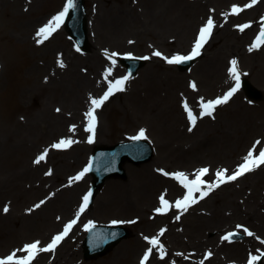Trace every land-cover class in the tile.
Returning <instances> with one entry per match:
<instances>
[{
  "label": "rangeland",
  "instance_id": "1",
  "mask_svg": "<svg viewBox=\"0 0 264 264\" xmlns=\"http://www.w3.org/2000/svg\"><path fill=\"white\" fill-rule=\"evenodd\" d=\"M65 4L66 0H0V134L7 130L12 131L14 119L24 126V120L29 118V125L34 124V134L28 137L25 135L26 140H29L26 146L29 147L32 141H37L40 146L33 155H28L18 168L22 165L25 167L32 165V158L40 153V150L41 154L45 151L47 153L45 164L41 168L42 177L36 180L27 179L29 182H34L32 193L15 205L7 199L8 197L0 199V218L3 217L2 206H8V212L10 210L12 212L10 223H15L16 219H18L16 223H19L15 224L18 226L13 228L14 233L7 231L8 234L5 233L6 235L3 236L0 231V259L14 252L17 259L22 258L24 253L22 249L26 244L39 241V246H43L50 241L51 232L55 235L59 234L58 228L42 232L33 226L35 232H30L27 219H21L34 217L32 214L35 213V205L40 201H44L40 205L41 211L48 206V201L46 204L45 201L50 197L54 198L55 205L51 212L57 215L58 219L61 212L58 206L59 200L68 196L69 189L80 184L76 199L78 209L80 208L83 203V199L80 198L89 188L91 178L85 175L86 172L81 177L83 180L81 183H77V180L72 178L84 171L88 154L92 149L90 145L95 141L111 146L118 141L136 136L140 129H144L145 135L155 145V149L157 148L155 157L138 166L126 163L128 169L137 171L143 166L154 164L164 173L183 172L191 180L195 178V173L199 169L208 168L209 172L203 177L207 183L216 180L215 173L220 169L227 170L226 175L235 171L244 162L249 150L258 155L259 150L264 148V43H260L251 51L247 49L257 40L261 27L264 26L262 19L264 0H257L251 7H245L251 4V0H85L87 16L92 17V20L88 19L89 43L85 52H79L75 48L65 31L61 29V25L48 39L43 40L42 43L37 42L41 39L36 35L38 29L61 12ZM234 6L241 10L233 14ZM118 8L129 12L132 21L125 28L115 32L106 26L105 18L112 16ZM115 9L117 10L114 11ZM209 17L213 21L216 20L218 28L216 31L213 30L210 41L202 50L203 57L194 62L191 70H194L195 66L202 65L205 58L210 59L221 53L222 65L226 64L228 69L231 61L235 60L239 71L246 74L247 80L259 90L261 98L248 99L243 91L238 90L239 92H236L228 103L217 106L207 120L196 119L193 126L183 104L186 102L193 115L199 116L198 112L200 114L202 110L201 103L215 99L216 95L223 96L235 86V82L231 81L229 86L225 84L216 88H203L199 84V76L194 71L191 73V70L179 72L177 69H165L163 63L167 64L165 57L170 58L173 55H184L189 52L194 46L198 30L206 24ZM29 25L31 26L27 30ZM243 25L249 27L241 31L240 26ZM185 38L188 40L185 41ZM94 47L98 54L100 50L110 56L108 60L101 58V64L96 70L84 62ZM227 47L229 49H226ZM155 51H159L162 56H153L152 53ZM113 52L117 55L130 53L136 57L149 56L152 61L149 62L148 59L134 77H129L125 82L124 91L115 93L95 110L96 128L93 135L85 130L88 123L86 113L91 103L84 101V104L76 109L78 119H75L69 110L72 104H69L68 100L71 96L81 95L82 90H75L73 95L70 94L66 98H63L65 95L61 97V94L71 90L75 75L82 74L94 80L92 78L100 77L103 66L111 70L117 68L108 74L107 78L104 77L102 87L105 91L110 82L127 76L124 68L116 61L117 55H111ZM59 62L64 66L61 67ZM34 66L40 71H30ZM188 72L191 73L188 75V83L183 80L181 85L174 86L173 82L169 81L173 73ZM190 83L196 84L197 93L193 95V99L196 98L197 104L189 102L192 96L190 90L193 89ZM149 94L152 97L147 101ZM151 106L155 109V113L165 114L166 111L173 109L178 111L182 126L179 128L182 130L177 129L179 135H176V138H167L166 134L154 129L155 122L157 125L158 122L154 112L149 110ZM57 108L70 117H66L62 128H49L47 130L52 132V135H45L46 129L41 125L36 126L35 118H39L42 114L45 119L46 114L58 116ZM183 117L188 119L189 128H192L191 133L184 129L186 124ZM163 121L165 118H162L160 123ZM184 133L185 136H181ZM35 136L41 137L35 140ZM89 136L93 137L91 143L88 142ZM62 139H70L73 143L67 147H52ZM18 140L21 141L20 137L16 136L14 142ZM79 145H83L81 155L76 153L77 149H75ZM158 145H164L163 149H159ZM181 146L182 148L190 146L193 149L190 148L189 154L174 158L167 153L168 150L185 152ZM13 170L15 169L12 168ZM4 171L7 172L8 169L0 166V173ZM128 175L126 170L124 178L106 180L97 192L92 207L85 208L88 218H85L71 237L58 245L54 251L47 252L48 255L41 260L38 258L34 264H103L105 262L138 264V257L140 256L141 260L146 245H141L130 261L125 255L119 260L112 259L117 250L137 236H140L144 243L145 237L149 239L157 237L162 244L158 257L150 259L148 264H173L169 258L171 253L180 255L178 261L185 264H191V260L207 262V264H245L250 254L263 248L261 241H264V234H261L255 225L264 219V165L236 182L212 190L203 201H200L198 192L194 193L193 197L197 200L195 203L197 205L191 204L187 211L174 207L175 201L183 199L186 193V189L180 183L181 191L176 194L169 193L166 183H157L152 189L154 206L160 207L161 196L169 202L168 211L158 214L157 217L142 211L139 206L135 207L138 202L134 207L119 211L115 204L107 200L106 206L98 209L96 206L98 201L113 190H105L108 183L126 182ZM29 182H24L27 190H29ZM75 207L76 205L72 207L70 213L74 212ZM69 214L66 216L61 213L62 220L69 218L71 215ZM177 216L180 217L179 220L176 219ZM193 216L208 217L209 222L194 227ZM34 219L31 218L30 221ZM54 221L57 222L56 219H53ZM91 221L102 223L121 221L128 226L130 235L107 254L86 261L82 258L79 245L82 241L83 229ZM11 224L10 228L15 226ZM233 225L236 228L237 225L247 227L253 235L238 233L239 239L223 240L222 237L227 232L236 231ZM172 228L179 236L175 244L169 243V238L173 237L169 236ZM161 229L164 230L162 235ZM246 237H256L257 245L245 248L238 254V247H244ZM192 239L194 241L200 239L202 242L195 246L191 244ZM68 249L76 252L73 258L64 254ZM206 257H209L208 260Z\"/></svg>",
  "mask_w": 264,
  "mask_h": 264
},
{
  "label": "bare ground",
  "instance_id": "2",
  "mask_svg": "<svg viewBox=\"0 0 264 264\" xmlns=\"http://www.w3.org/2000/svg\"><path fill=\"white\" fill-rule=\"evenodd\" d=\"M111 8V7H110ZM117 9H115L114 11H116ZM132 21V16L129 12H124V10L118 8V10L109 17L105 18V24L108 28H110L113 31H117L119 29L125 28L126 25ZM31 25L28 26L27 30L30 28ZM214 27L215 29H217L218 24L216 23V20H214ZM185 35V34H184ZM186 36V35H185ZM159 37V36H158ZM188 37V36H187ZM188 40V38H185ZM226 49H229V47H227ZM227 51V50H226ZM202 55V54H201ZM222 54L221 53H217L216 55H214L212 58L207 59L205 58L202 65H198L194 67V70H192V72L194 71L195 74H197L199 76V84L201 87L203 88H216V87H221L224 86L225 84L230 83V74L229 72H227L226 70V64L225 66H223L221 59H222ZM203 57V55L201 56ZM84 60V59H81ZM84 62L91 67H93V70L97 69V66H99L101 64V57L100 55L96 52V48L94 47V49L91 51L90 56H87V59L84 60ZM226 63V62H225ZM165 69H169V68H165ZM30 71H40L39 68L37 67H32ZM1 73V71H0ZM31 76V75H30ZM188 77V75L186 74H178V73H173L170 75L171 80L174 86L176 85H181L182 82H184L183 80H186ZM30 78V77H29ZM75 82L73 83L72 87L70 88L71 90H68L66 92V94H61L65 95L63 98L69 97V95H73L74 91H81L82 90V94L78 95L77 97L75 96H71L70 99L68 100L69 104H72V107L69 108V110L72 112V115L75 119H78V115H77V111L76 109L81 106L82 104H84V101H86L87 103L90 102V100L92 98H97L99 97V95L101 94L102 91V83L100 81H97L98 78L100 77H94L92 79L94 80H90L89 78H87V76H83L81 75H75ZM173 86V87H174ZM87 92V93H85ZM192 95H195V93L190 92ZM149 97H152L151 94L148 95V98L146 99L147 101H149ZM192 100V99H190ZM193 102L195 100H192ZM140 106V103H139ZM55 108V107H53ZM149 110L151 112H154V116L155 119L158 122V125L154 124V129H158V131L161 134H166L170 139H174L176 138V135H179L177 132V129L182 130L181 126V117L180 114H178L176 111L173 110H169L166 111L165 114L162 112H156L155 113V109L151 106L149 108ZM70 117L68 114H63V113H59L58 116H54V115H48L46 114V119L44 118V114L40 115L39 118H35V125H41L44 129H46V134L52 135V132L48 131L47 129L49 128H62L61 126H63V123L65 122L66 117ZM43 117V118H42ZM162 118H165V121H163L162 123H160V120ZM206 119H204L203 121H205ZM32 121V120H31ZM30 124V119L26 118L24 120V126L19 123L16 119H14V125H12V131L10 132L9 130L5 131L4 133L0 134V166L7 168L8 171H4V173H0V199L4 198V197H8L7 199L11 200V203H13V205L15 204H19L21 201H23L25 199V197L29 194L32 193L33 191V187H34V182H29L27 179L29 178H35L39 179L38 177H42L41 174V168H42V163H38L35 166L30 165V166H20L18 168V166L20 165L21 162L25 161L27 156L32 154L33 152L36 151L39 148V143H36L37 141H32L33 143H30L29 147L26 146L27 138H25V135L31 136L34 134V124H32L31 126ZM29 127L28 131L25 132V130L27 129V127ZM255 127V126H254ZM254 127H251V129H255ZM184 129H186V127H184ZM257 129V128H256ZM62 130V129H61ZM56 131V130H55ZM25 132V133H24ZM23 134V137H22ZM18 136L20 137L21 141L18 140L17 142H14V138ZM181 136H185V133L182 134ZM41 136H35V140H37L38 138H40ZM105 137V134H104ZM104 141V140H103ZM98 145H102L100 143H98V141L94 142ZM151 143V141H150ZM207 143V142H206ZM200 144V142L198 143ZM153 149H154V156L155 157V145L153 143H151ZM205 145V143L203 144V146ZM83 145H79L76 150V153L78 152L79 155L82 154V147ZM162 146L164 145H158V147H160L159 149H163ZM202 146V148H203ZM234 146V145H233ZM200 147V146H198ZM182 148V146H181ZM190 146L187 148H182L183 150L185 149V152L179 151V152H173V150H168L167 153H169L170 157L174 156H183L184 154H189L190 152ZM193 149V148H191ZM178 150V149H175ZM75 151V150H74ZM193 152V150H191ZM182 153V154H179ZM176 159H178V157H176ZM156 165V164H155ZM17 166V168H15ZM12 168H14L15 170L12 171ZM124 170H128V177H127V181L126 182H109L107 187L105 188V190L109 191V189H113L111 192H109L105 197H102L98 203L96 204L98 209H101L103 207L106 206L107 204V200L111 201L113 204H115L117 206V208L119 209V211L124 210L125 208H130V207H134V204L137 203L135 205V207H138L144 211V212H148V214L153 215L154 217H157L158 214L161 213H157L155 211L156 205L154 206V201L152 200V189H154V187L156 186L157 183H166L167 186V190L169 191V193H178L179 191H181V186L179 184H176L174 182H171V180L165 179L163 177V175L160 172L161 168H157L154 166V164H149L146 166L141 167L139 170H131L128 169V167L123 166ZM23 179V180H22ZM20 182H19V181ZM134 180V181H133ZM25 181L29 182V187L27 190L26 186H25ZM81 183V181H80ZM136 185V187L134 185ZM80 184H77L75 186V188L69 189L68 190V196L65 197L64 199H62L61 201L59 200V209H60V216L59 219L63 218V214H65L66 216H68V214L70 213V211L72 210V207L76 205L77 201V190L79 188ZM35 191V190H34ZM10 196V197H9ZM103 199V200H102ZM76 202V203H75ZM156 204V202H155ZM47 208H45L44 210H38L35 213H33L32 215L34 217H22V220L27 219V227L29 228L30 232H35V229L37 230H42V232H47L50 230H54L57 226L58 223L57 222H53V219H57V215L52 214V210L54 209V205H55V199L53 198L48 204H47ZM50 206V208H48ZM11 210L8 212H5L3 214V217L0 218V231H1V235L5 236L8 233H14L15 230L13 228L17 227L18 225L15 224H19L16 223L18 222V219L15 220V223L13 222V224L15 226L10 228V217H11ZM62 213V215H61ZM72 214V213H70ZM69 214V215H70ZM75 216H73L76 219V224L74 225V227H78L79 223L87 216V214H85V212L80 213L79 217L76 216V214H74ZM16 216V215H15ZM17 217V216H16ZM31 218H35L33 221H30ZM4 219V220H3ZM7 220V221H6ZM192 223L194 227H197L198 225H203L209 222V218L205 217V216H193L192 219ZM64 221V220H63ZM11 224V225H13ZM253 224V223H252ZM255 225V224H253ZM22 227H24V225H20ZM32 226L35 228H32ZM257 230H259V232H261V234H264V219H262L257 225H255ZM73 228V226H72ZM71 228V229H72ZM7 231H9L8 233H6ZM237 232H243V227L242 228H238ZM6 233V234H5ZM258 235V234H257ZM169 236H173L171 238H169V243L170 244H175L178 241L179 236H177L176 232H174L173 228L171 230V233L169 234ZM201 240L198 239L196 241H194L192 239L191 244L192 245H199L201 244ZM244 247H238V254L242 253L243 250L245 248H252L253 246L257 245L256 243V238H250L248 240H246L244 243ZM141 245H147L146 243H144L141 239L140 236L133 238L129 243H125L124 246L117 250L113 256L112 259L113 260H119L122 255L126 256L129 261L132 259V257L134 256L136 250H138V248ZM149 245V244H148ZM150 246V245H149ZM169 246V245H167ZM152 248V252L150 253L154 258L157 256V253L159 252L158 246L155 247H151ZM128 252V253H126ZM169 253V250H168ZM65 255H67L70 258H73L76 254V252H72L69 251V249L64 253ZM171 256H169V258L172 259V261H174V264H185L184 262H179L178 258H180L179 255L177 254H170ZM129 256V257H128ZM263 261L264 264V258L261 260V262ZM260 262V263H261ZM207 264V262H200V261H196V260H192L191 264ZM103 264H108V263H103Z\"/></svg>",
  "mask_w": 264,
  "mask_h": 264
},
{
  "label": "snow or ice",
  "instance_id": "3",
  "mask_svg": "<svg viewBox=\"0 0 264 264\" xmlns=\"http://www.w3.org/2000/svg\"><path fill=\"white\" fill-rule=\"evenodd\" d=\"M257 0H251V4L245 5V7H251L253 4H255ZM73 0H67V3L65 4L63 10L59 12L56 16H54L46 25L38 29L37 36L41 37L40 40H38V43H42L43 40H46L49 38V36L52 35L53 32L56 31L57 28L60 27V25L63 23L65 16L68 14L69 9L73 8ZM241 9L237 7H233L232 12L233 14L238 13ZM264 19V18H262ZM214 27V21L211 17L208 18L206 24L200 28L198 38L195 41V44L191 50V52L188 55H173L170 58L165 57L166 62L170 65H178L185 61L193 60L195 57L199 56L201 54L200 50L204 46V44L207 42L208 38L212 34V29ZM249 27V25H243L240 26V30L243 31L244 28ZM131 43V41H130ZM260 43H264V26L261 27V31L257 36V40L254 41L253 45L250 47V51L253 48H256L259 46ZM79 50V49H77ZM112 56H116L117 53L113 52L111 53ZM153 56L161 57L162 54L159 51H155L152 53ZM141 59L147 60L149 57H141ZM60 66L63 67V63L59 62ZM115 61L113 60V64ZM231 68L229 69L230 75L232 79L235 81V86L232 87L228 92L224 93L223 96L217 97L215 99L208 100L207 102L201 103V116H211L213 114V111L217 108L219 105H223L228 103L230 98L238 91L240 88V76L241 74L238 72L237 69V62L235 60L231 61ZM109 74L111 72V69L108 70ZM246 75V74H245ZM129 79V76H124L120 79H117L115 82H110L108 85L107 90L103 93V95L99 98H92L90 100L91 107L86 113L87 118V127L86 131L89 133H92L94 135L95 128H96V116H95V110L100 108L105 101L109 99L110 96L113 95L114 92H120L124 91V85L125 82ZM190 87L195 89L196 84L190 83ZM203 99V98H201ZM183 107L187 113L188 119L190 123L194 126L196 123V118L192 113V110L189 108L188 104L185 102L183 104ZM57 111H60L57 109ZM192 128H189V131H191ZM93 137L89 136L88 142H92ZM131 139L133 140H141V139H147L145 135V130L140 129L138 134ZM73 143L70 139H62L58 143L53 144V148H61V147H67L70 146ZM259 143V142H257ZM46 151L44 154H41L37 157L35 163H39L40 161L45 159ZM264 165V148L259 150V154L255 155L253 154L252 150H249L247 155L244 158V162L238 166V168L230 175H226L227 170L220 169L218 170L216 175V180L207 183L203 177L209 172L208 168H201L197 173H195L194 179H189L188 176L183 172H175L172 174H169L167 172L163 173L164 175H171L174 179L179 181V183L186 189V193L183 197V199H178L175 201L174 207L177 209H182L183 211H187L188 207L191 204H195L197 202L196 199H194L193 194L199 193L200 199H203L206 197L212 190L219 187L220 185L235 181L238 177L244 175L245 173L251 172L258 168L259 166ZM89 171V168H85L83 172L79 173L76 177H73L72 180H79L84 175L85 172ZM163 171V170H161ZM71 183V180H70ZM203 186V188H202ZM91 196V192L86 194L83 197V203L81 204L79 211L76 213V216L79 217L80 213H82L85 208L88 206L89 198ZM44 201H40L39 204L35 205L36 208L40 207L41 204H43ZM169 208V202L164 198V196L160 197V207H158L155 211L157 213H163L166 212ZM4 212L8 211V208L4 207ZM59 219V218H58ZM177 220L180 219L179 216L176 217ZM76 219H73L69 221L67 224H65L64 229L59 234L52 237L50 243L47 244V246H39L40 242H32L28 243L24 246L22 251L26 253V255L23 258H16V253H12L8 255L4 259H0V264H31V262L35 259L37 253L39 252H51L54 251L57 245L68 235L69 231L71 230L72 226L76 224ZM114 224L120 223L119 221H113ZM130 223H134V221H130ZM93 227L91 222L89 224L85 225L86 230ZM243 226L237 225V228H242ZM163 229H161V235L163 234ZM244 233H246L249 236H252L253 233L250 232L247 228H243ZM114 235V234H113ZM236 233H228L224 237H222L223 240H231L233 236H235ZM145 240L148 241V243L152 246H157L159 244V240L157 237H153L149 239L148 237H145ZM152 252V248H149L144 256L142 257L140 264H146V262L149 259V254ZM161 256H163V252H161ZM259 256H250L248 264H255L257 260H259Z\"/></svg>",
  "mask_w": 264,
  "mask_h": 264
},
{
  "label": "water",
  "instance_id": "4",
  "mask_svg": "<svg viewBox=\"0 0 264 264\" xmlns=\"http://www.w3.org/2000/svg\"><path fill=\"white\" fill-rule=\"evenodd\" d=\"M245 89L247 91V93L254 98H257L258 95L252 91V89L250 88V86L245 82ZM131 145V144H130ZM127 145V146H130ZM127 156V148H118V149H111L110 151H105L103 153H97L96 157L94 159V163H93V174L95 176V181H94V185L97 186L100 184V182H102L106 177L108 176H112V175H119L123 173L122 169H121V164L124 160V158ZM135 158L138 160L142 159V155H135ZM121 235V234H120ZM122 237V235H121ZM121 237H119L118 239H120ZM103 242L102 244H100V246L104 247V250L102 252H98L95 255L92 256H86L87 258L90 257H96L98 255H101L103 253H105L108 249H110L112 247V245L115 242L112 241H107Z\"/></svg>",
  "mask_w": 264,
  "mask_h": 264
}]
</instances>
